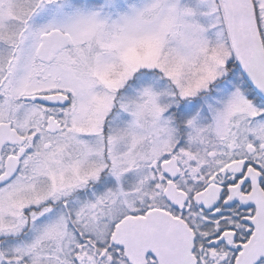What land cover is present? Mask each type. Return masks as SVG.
Instances as JSON below:
<instances>
[{
  "label": "snow or ice",
  "instance_id": "obj_1",
  "mask_svg": "<svg viewBox=\"0 0 264 264\" xmlns=\"http://www.w3.org/2000/svg\"><path fill=\"white\" fill-rule=\"evenodd\" d=\"M0 264H264V0H0Z\"/></svg>",
  "mask_w": 264,
  "mask_h": 264
}]
</instances>
